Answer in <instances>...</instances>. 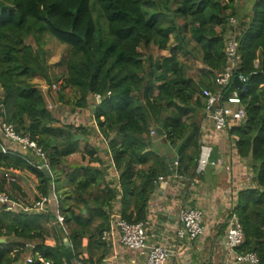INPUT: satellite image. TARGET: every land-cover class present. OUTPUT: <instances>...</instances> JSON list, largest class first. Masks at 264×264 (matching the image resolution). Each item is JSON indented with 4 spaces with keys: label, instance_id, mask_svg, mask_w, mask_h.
I'll list each match as a JSON object with an SVG mask.
<instances>
[{
    "label": "trees",
    "instance_id": "1",
    "mask_svg": "<svg viewBox=\"0 0 264 264\" xmlns=\"http://www.w3.org/2000/svg\"><path fill=\"white\" fill-rule=\"evenodd\" d=\"M232 30L239 54L233 73L245 80L241 88L231 80L222 90L228 95L237 89L246 120L231 125L227 134L254 173V186L238 193L232 210L244 234L235 252H255L258 264H264V0L251 1L250 9L240 15L237 0H0V125L10 124L18 136L34 142L47 163L41 167L43 160L30 148L0 135V172L31 177L36 200L52 190L56 193L64 223L73 220L80 226L70 235L76 251L78 232L86 231L95 217L101 218L99 236L108 229L103 206L109 207L116 197L113 188H100L106 171L100 151L88 142L97 130L118 172L120 217L142 222L156 179L165 175L164 162L152 149V135L175 146L179 174H194L204 107L201 89H217L212 78L226 67L225 47ZM46 35L67 46L59 75L49 71ZM29 37L34 46L27 42ZM176 51L198 58L205 67L197 79L189 74L193 66L178 59ZM36 76L49 87L62 78L57 100L78 112V124H61L48 110L51 94L46 97L32 82ZM66 87L75 91L73 99L63 94ZM83 110L93 112L95 127L83 125ZM74 134L87 141L77 142ZM79 141L85 142L81 158L87 164L71 168L67 157L77 151ZM2 147L10 152H2ZM0 192L14 200V194L24 195L15 180L5 177L0 178ZM88 192L94 212L88 211L81 224L68 214L66 202ZM44 215L0 205V238L22 240L16 248L0 243V264H43L39 258L61 264L60 254L46 238ZM28 248L30 263L23 262ZM75 257L84 261L79 253Z\"/></svg>",
    "mask_w": 264,
    "mask_h": 264
},
{
    "label": "crops",
    "instance_id": "2",
    "mask_svg": "<svg viewBox=\"0 0 264 264\" xmlns=\"http://www.w3.org/2000/svg\"><path fill=\"white\" fill-rule=\"evenodd\" d=\"M251 1L253 0H242L240 4V0H237L239 15L250 9ZM83 113H89V110H83ZM56 118L60 120L59 117L56 116ZM69 118L74 120L72 123L78 124V112L70 114ZM83 125L92 127L94 124L88 121ZM199 132L211 148L210 159L216 160L218 165L215 167L207 165L201 174L193 175L179 174L177 172L178 162L175 164V161L178 160L175 146H171L163 137L152 135V137L154 136L152 149L163 160L165 175L161 181L155 182V189L150 194L146 205L145 220L142 222L148 245H166L170 249L171 255L166 264H230L224 245L226 222L230 212L236 206L238 193L254 186V173L248 166V161L236 154L234 140L228 134L214 132L212 126L208 121L203 120V117L200 121ZM98 136L96 130L95 134L93 133L89 137L88 142L100 151L98 156L103 161L101 168L106 171L104 178L100 179V188L109 186L116 193V197L110 201L109 207L103 206L108 216L107 227L110 228L111 222L121 214V196L117 183L118 172L112 165L106 143L101 144ZM1 137L5 138L3 135ZM80 143H83V147L81 148L78 144L77 151L67 157L68 166L71 168L85 167L87 164V161L81 158L85 142L81 141ZM91 164L98 166V163ZM13 177L18 179L15 182L23 190L24 196L27 195L28 198L35 199V181L24 174H17ZM22 183L26 185V188H23ZM52 193L53 190L47 196L49 201L46 211L42 213L45 214V217L50 214L54 218L46 219L47 217H44L42 225L46 229L47 240L61 256V264L63 262L74 264L77 261L89 264H145L146 251H136L123 246L117 231H111L108 235L109 242L102 240L96 228L101 222V218L98 217L89 223L86 231L78 232L75 240L80 242L75 251L70 235L80 226L73 220L67 224L64 223L63 227L58 224L55 216L58 207L55 206ZM83 201L87 202V207L83 206ZM66 205H70L68 214L76 216L81 224L87 218L88 211L94 212L89 192L83 194L82 199L68 200ZM182 207L196 208L202 212L204 233L193 241L176 236L179 226L177 216ZM18 240L16 237L0 238V243L8 242L7 247H13L12 244ZM75 252L79 253L84 261L77 259ZM23 256L32 257L29 248L25 250Z\"/></svg>",
    "mask_w": 264,
    "mask_h": 264
},
{
    "label": "built area",
    "instance_id": "3",
    "mask_svg": "<svg viewBox=\"0 0 264 264\" xmlns=\"http://www.w3.org/2000/svg\"><path fill=\"white\" fill-rule=\"evenodd\" d=\"M237 21L235 18H230V24L235 27ZM236 32L232 30L229 32L228 40L226 42L225 53L227 58L226 67L223 71L215 74L212 78L213 83L217 89L211 91L207 88L201 89V98L204 102L203 120L209 122L214 132L227 134L228 129L233 124L242 125L246 120V112L240 100V94L233 90L226 95L222 90L231 82L233 76H237L243 83L245 78L241 74H234L239 54L236 53ZM95 100L99 101V96L95 95ZM153 130L150 131L152 135ZM200 133V132H199ZM0 135H3L9 140L24 144L30 148L35 155L43 160L41 165L47 167L45 162V155L43 151L36 146L32 141L25 137L18 136L10 124L0 125ZM200 150L196 159V167L194 174H201L207 165L217 166L216 160L210 159L211 148L206 144L200 134ZM2 152L9 153L6 148H1ZM177 161H175L176 164ZM164 176H159L156 179L158 183ZM49 201L47 196L40 199H33L25 203H18L17 200L11 199L7 194L0 192V205L10 211H22L30 214H39L46 211V206ZM56 221L60 226H64V218L56 212ZM177 219L179 226L176 230V236L187 241H193L204 233V223L202 212L196 208L182 207L178 212ZM111 231H117L121 244L125 247L136 251H146L145 264H166L171 255L170 249L166 245H148L146 241V233L143 222H127L121 217H116L112 222L110 228L101 232L100 238L105 242L108 241V235ZM244 242V234L240 221L233 211L227 219L224 233V245L226 249V256L230 264H258L259 257L255 252L237 253L235 249ZM26 262L30 263L31 258H26ZM43 264H51L50 261H43ZM62 264H66L63 262ZM74 264H89L88 262L77 261Z\"/></svg>",
    "mask_w": 264,
    "mask_h": 264
},
{
    "label": "rangeland",
    "instance_id": "4",
    "mask_svg": "<svg viewBox=\"0 0 264 264\" xmlns=\"http://www.w3.org/2000/svg\"><path fill=\"white\" fill-rule=\"evenodd\" d=\"M241 2H242V0H240V4H241ZM248 5V4H247ZM45 38H46V40L48 41V44H49V47H50V56L48 57V64H49V66H50V68H49V71L51 72V73H54V74H56V75H59V74H61L62 72H63V70H64V66L61 64V62L63 61V60H65L66 59V57H67V46L66 45H63V44H60V43H58L55 39H50L47 35L45 36ZM172 36L170 35V39H169V42H168V47H169V44H170V42L172 41ZM27 42H29V43H31L33 46H34V44H33V41H32V38L31 37H29L28 39H27ZM157 52V51H156ZM176 53V55H177V57H178V59H180V60H182V61H184V62H188L189 64H191L193 67H192V69L191 70H189V74L193 77V78H195V79H197V76H198V72H199V70H205L204 68V66L201 64V62L198 60V58L196 59V58H194V57H192L190 54H188L187 52H185V51H181V52H179V51H176L175 52ZM63 80H62V78L60 77L59 78V80L57 81V82H54V84L53 85H51L50 87L47 85V83H46V81H45V79L44 78H42V77H40V76H36V77H34V78H32V82H34V83H36L38 86H39V88L41 89V91L45 94V96H46V93H48L49 95H50V97L48 98V103H47V105H48V110L56 117H59L60 118V123L61 124H71L74 120L73 119H70L69 118V116H70V114L72 115L74 112L72 111L71 112V110H72V108H71V106L70 105H65L63 102H61V101H58L57 100V96H58V90L60 89V84H61V82H62ZM47 89H48V92H47ZM74 93H75V91L73 92L70 88H68V87H66V88H64L63 89V94H65L66 95V97H68V98H70V99H73L74 98ZM47 97V96H46ZM95 104V102L92 104V105H94ZM81 114V113H80ZM79 115H78V119H79ZM82 117H84V118H87V120H84V122H82V123H85V122H88V121H91V123L92 124H94V121L93 120H91V119H93V112L91 111V110H89V113H83L82 114ZM93 127H95V124L93 125ZM157 137V136H156ZM77 141V140H76ZM78 142V141H77ZM81 141H79V145H80V147L82 148L83 147V143H80ZM85 145V144H84ZM78 146V145H77ZM86 146V145H85ZM154 148H156L155 146H154ZM70 156V155H69ZM0 178L1 177H5V178H7V179H11V180H16V181H18V179L16 178H14V177H12V176H10L9 175V172H8V174H6V173H3V172H0ZM22 180V179H21ZM20 180V181H21ZM22 186H23V188H26V185L25 184H23L22 183ZM11 195H13L12 193H10ZM53 196H54V203H55V206H58V197H57V195L55 194V192L53 191ZM14 197H16V199H17V202L18 203H25V202H28V201H31V200H33V199H31V197H27V195L26 196H24V195H18V196H15V194L13 195ZM52 196V197H53ZM1 238H5V237H1ZM19 241H22V240H18V241H16V243L14 242L13 244H12V246H13V248H16L17 246H18V244H19ZM8 243V242H7ZM7 243H5V244H3V243H1V247H5V246H7V245H9V244H7ZM29 243V242H28ZM28 243H26V245H28ZM24 259V258H23ZM25 261H23V262H26V259H24ZM39 261L40 262H42L43 263V259L42 258H39Z\"/></svg>",
    "mask_w": 264,
    "mask_h": 264
},
{
    "label": "water",
    "instance_id": "5",
    "mask_svg": "<svg viewBox=\"0 0 264 264\" xmlns=\"http://www.w3.org/2000/svg\"><path fill=\"white\" fill-rule=\"evenodd\" d=\"M232 83H234L237 88H241V86H242V82L238 79V77L236 75L233 76ZM73 137H74V140H82L83 139V140L87 141V138H84L81 135L74 134Z\"/></svg>",
    "mask_w": 264,
    "mask_h": 264
}]
</instances>
